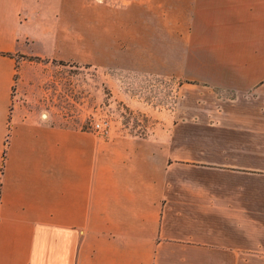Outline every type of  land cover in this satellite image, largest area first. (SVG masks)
<instances>
[{"label": "crops", "instance_id": "crops-1", "mask_svg": "<svg viewBox=\"0 0 264 264\" xmlns=\"http://www.w3.org/2000/svg\"><path fill=\"white\" fill-rule=\"evenodd\" d=\"M124 2L150 57L130 65L178 82L149 137L24 104L18 74L62 91L68 29L52 1L0 0V264H264V0Z\"/></svg>", "mask_w": 264, "mask_h": 264}, {"label": "rangeland", "instance_id": "rangeland-1", "mask_svg": "<svg viewBox=\"0 0 264 264\" xmlns=\"http://www.w3.org/2000/svg\"><path fill=\"white\" fill-rule=\"evenodd\" d=\"M47 1L53 2V17L45 19L47 25L68 29L69 61L63 64L68 66V75L63 74L67 81L63 78L62 91L55 84L57 97L36 99L28 97L30 92L18 74L15 94L21 93L26 105L52 109L59 124L94 132L97 124H105L110 130L106 137L155 134L157 123L165 122L161 113L172 109L177 101L178 82L167 77V68L130 65L133 58L148 62L150 57L148 52L133 51L131 41H127L130 36L125 30L124 0H63L67 15L61 19L55 17L58 0ZM109 30L113 35H108ZM77 43L84 47L78 58Z\"/></svg>", "mask_w": 264, "mask_h": 264}, {"label": "built area", "instance_id": "built-area-1", "mask_svg": "<svg viewBox=\"0 0 264 264\" xmlns=\"http://www.w3.org/2000/svg\"><path fill=\"white\" fill-rule=\"evenodd\" d=\"M95 130L100 133L102 136H107L108 133L110 132L109 128L107 127V125H101V124H97L95 126Z\"/></svg>", "mask_w": 264, "mask_h": 264}]
</instances>
